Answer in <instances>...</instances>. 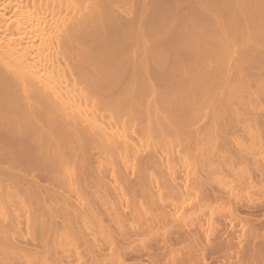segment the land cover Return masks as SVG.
Listing matches in <instances>:
<instances>
[{"label": "bare ground", "instance_id": "6f19581e", "mask_svg": "<svg viewBox=\"0 0 264 264\" xmlns=\"http://www.w3.org/2000/svg\"><path fill=\"white\" fill-rule=\"evenodd\" d=\"M138 1L139 0H136V1L135 0H0V129H1L0 132L2 131V129H5V130H7L6 132H9L10 134L11 133H13V134L15 133L16 135H14V136H19V137H17L18 139L20 138V136L23 137V135L28 136L30 138H33V141L36 144L35 146H37V148L35 150L37 152V154H38L37 156H40L41 158L43 157V159H44L43 161H45V162H49V161H46V160L54 159L56 161V163H58V165L60 164L59 166H61V164H63V167H64V163H66V160H67V163H68V159L72 158V161H73V159L76 162H77V160H80L79 164L81 166L82 165H87L88 166V164H84V162L87 163V161H86L87 158H89V156L92 157L94 155V157H97V158H93L94 160L99 158V160L103 161L105 163V165L106 164H108V166L110 165L109 167L106 166V167L110 168V174H109L111 176L110 183H108L109 180H108V182L104 180V177H106L104 173H103L104 177L102 178L100 171L95 170L94 172H96V173L94 174L91 171V169H89L95 175V177H94L95 180H93L95 182L93 183V185H92L93 187H91V188H93L92 190H94L96 192V195L97 194L99 195V193H101V192L105 195L106 200L108 202V206L110 208L109 210H111V213H113L111 215L114 216V218H112V216L109 215L110 213H107V214L112 218L113 222H114L113 219H115V221H117V223L119 225L117 228H119L120 226L123 227V228L124 227L126 228V226H125L126 223L125 222L127 221L125 219V217L123 216L124 214H122V212L120 213V209H121L120 208V204L122 203L123 200H124V203L129 202L127 204V206H129V205L132 206V203H133L132 208H131V206H129V209H131V210H129V209L128 210L131 212V215L138 220L137 221L136 219H134L132 217L133 218V223H134L135 226L137 225V229L139 231L141 225H142V227H144V224L146 223L145 222V218L142 216V214L143 215H145V214L142 212V209L139 208L138 205H136L134 203L136 201V199H134L135 200L134 202L132 201L133 199L131 200L132 202L128 201L129 198H133L134 197V196L133 197H131V196H132V194L135 193L136 190L134 189L135 191L132 190V191H134L133 193L131 192L132 194H128L129 192H127V191H128V189H131V188H130V185H128L129 182L125 181V180H127L126 179L127 175L125 176V174H127L129 166H131L132 170H133L134 166L138 164L137 162H139V160H140V163H141V160H142L141 165L140 166L138 165L139 169L142 168V167H144V168H146V167L150 168L151 167V169L154 171L153 175H151V176H153V178H154V175L156 176V178H154L156 180H154V181L155 182L156 181H160V182H158V185L155 184V182L153 181L154 182L153 184H155V186L158 187V189H156L155 191L159 193L160 192V188H161L160 184L162 183V180L158 179V178H160L159 175H158V178H157V174H160L159 171H158L160 169L159 168L160 167V162L163 163L164 160H167V163H168V159H171L173 157L172 151L170 150L171 145H170V148L167 149L168 147L165 144H163L167 148L165 149V147H164L165 151H162L163 149L160 148L162 144H160V147H159L158 146L159 143H158L157 140H159L158 139V135L162 133V131L159 132V129H158L159 125L162 124V125L165 126V125L170 123L169 120H168L169 123H167V124L164 123V122L167 121V120L163 121L164 120L163 118H164L165 114H164V116L161 115V117L163 116V118H162L163 122H162L161 118H160V113L163 114L165 109H170L171 106H169V105H171V103H173L176 100L173 101L171 99L172 101H170V98L168 99L167 96L164 95L166 97L165 98L164 96L159 95V93H158L159 90H158V92H157V90L155 91L156 88L153 86V84H151V82H150V84L147 83V86H146V82H145V79H146L145 77H147L149 74H151V73H149V72H151L150 71L151 69H153L154 73L157 74V72L160 71V70H163L164 68H162V67H164L166 65V61L168 60V58H167L168 56H167V53H165V52H167V50L165 48V44H163L166 51H162L161 43L164 42L163 40H167L168 41V39L165 38V36L168 33H170L168 35H171V33H173L174 36L176 34L177 35V40L179 42L177 44L179 49H180L179 52H182V53L185 52V54L187 56L189 55L191 60H192L191 63H190L189 62L190 58H189L188 62L190 63V65L188 66V64H187L188 62H185L187 60L184 61V58L182 59L181 57H178L179 60L181 58V60L184 61L185 64H187V66H185V68L188 67L187 68L188 72H191L192 74L194 72V74H193L194 78L192 79L193 81L192 80L190 81V79H187V83L190 81L189 82L190 84L188 85V87L190 86L189 88H191L193 93H195L197 91L198 85H200L201 87H206L208 79H209V76L213 73L214 74V77H213L214 87L217 90H218V88L221 89V91L224 92V97L219 102L214 103V102H212L213 97H212L211 93L208 92L207 96H206L207 100H205V101L208 102V104H209L208 106H210V109H213L214 111H217V112L218 111L221 112L223 109L224 110L225 109L229 110V108L232 109V107L230 106V99H231L230 89H231V87H229V85L226 83L227 73H228L227 71L228 70H226L227 66L222 65V64L226 60H228L227 58L225 60V57H227V55L229 53L227 51H229L230 49L233 50L235 53L239 54L238 56H236L237 58L234 57L236 59L233 60V58H232V60L235 63V68H238L240 66V64H242L244 62L250 61L254 54L258 55L261 58H264V0H150V2L148 1V5L140 3L141 0H140V2H138ZM134 3H137V7H135L136 9L133 8V9H135V11H134V13H132L131 8H132V5L133 6L135 5ZM138 3H140V5L142 4V6H140ZM130 13L133 14L132 17H129V15H131ZM169 47H171V46H168V48ZM174 47H176V46H174ZM164 48H163V50H164ZM174 50H175V48H174ZM231 50H230V53H231ZM135 51L137 52V54H136ZM170 51L172 52L173 50L171 49ZM175 52H176V50H175ZM230 53H229V55L232 54V53L231 54ZM179 55L183 56L184 54H179ZM235 55H237V54H235ZM187 59H188V57H187ZM194 61H195V64L193 63ZM232 63L233 62L231 61V64ZM192 64L194 65V68L189 70V67ZM212 64H215L213 69L211 68ZM232 65L234 66V64H232ZM175 66H174V68H172V70L174 69L177 72L179 70V68L175 69ZM172 70H171V72H172ZM182 73L183 74L180 73L181 76H179V77L182 78L183 76H185V77H183V79L184 78L186 79V75L184 74V72H182ZM153 75H155V74H153ZM239 79H240L241 83H243L248 78L245 77V76H239ZM261 79L260 80L264 82V80H263L264 77H261ZM123 80H127V82H128V84L125 85L124 87H122V85H120V84H122ZM249 80L250 79H248L247 81H249ZM144 82H145V84H144ZM171 82L173 83V81H171ZM182 82H183V80H182ZM185 82H184V84H186ZM250 82H251V80H250ZM253 82H256V81L252 80V82L249 85L253 84ZM172 83H170V84L172 85ZM142 84H144V85H142ZM244 84L246 85L247 83H244ZM263 85H262V88H264ZM175 88H177V87H175ZM181 88H182V86H181ZM146 90H148L150 92V94H149V92L147 91L148 94L151 95V99H149V101H148V98H144L145 96H148V94L144 95L145 93H147V92H145ZM161 92L164 94L163 91H160V93ZM156 94H158V96ZM173 96L176 99V95L174 94ZM160 97H163V99L165 98L164 99L165 101H163V99L160 98ZM179 97H178V99H179ZM144 99L147 100L148 102H145ZM168 100H169V103H167L168 105H165L164 103L168 102ZM179 100H177L178 103H179ZM182 100H180V102L183 103V106L180 103L178 104L179 106L181 105L180 107H182V108L177 106V103H176V105L172 104V106H174L175 108L179 107L178 110L179 109H186V106L188 107V104L184 103L185 101L184 100L182 101ZM241 103L243 104L244 102L243 101L240 102L233 109H237V111H238V109H247V108H249V106L245 107L247 105L244 106ZM204 104L205 105L203 106L204 107L203 109H206L208 107L207 106L205 108L207 103H204ZM238 106H240V107H238ZM172 109H173V107H172ZM256 109H258V107ZM186 110H188V109H186ZM189 110H188V114H189ZM143 111H145L146 115L144 113H142ZM162 111H163V113H162ZM140 113H142V114H140ZM171 113H173L172 110H171ZM182 113L184 115L186 113V111H185V113L183 111L180 112V116H181ZM241 113H242V111H241ZM134 114H137L138 116L137 115L136 116L139 117V119L141 118V116H139V114L142 115V116L143 115L146 116L145 118L142 117L141 119L142 120H144V119L146 120L147 119V122L149 123V126H148L149 128L148 129L150 130V127L152 129V130H150V134H149V132L146 133L147 134L146 138L144 137L145 135H143V137L145 139L139 133L143 129L138 128L139 126L135 125L136 121H137V123L139 125L141 123V119H140V122H138L139 121V120H137L138 118L136 119V118L132 117ZM169 114H170V112H169ZM169 114L166 113V119H169L171 117V116H169ZM186 116L184 115V117H186ZM192 116L193 115H191V117ZM247 116H249L248 113H247ZM181 117H183V116H181ZM128 118L132 119L133 121L131 120L129 122ZM177 118H179V116ZM152 120H153L154 124L156 125L155 126L156 128L153 127L154 126L153 123H152L153 126H150ZM189 120H190V118H189ZM160 121H161V123H160ZM131 122L134 123L135 127H134V125H130ZM143 122L141 124L144 125L146 121H143ZM178 123H180V121ZM246 123H247V121H246ZM186 124H187V122H186ZM162 125H161V127H162ZM136 126H137L138 129H140V130H137V132L135 131ZM144 126H146V125H144ZM144 126L142 128H144ZM169 126H170V124H169ZM165 127H167V126H165ZM153 128L155 129L154 132H156L155 135H154V132H153V130H154ZM182 129H183V127H182ZM185 129L186 128H184V131H185ZM173 130H175V129H172L171 131H173ZM151 131H152L153 134L151 133ZM178 131L179 130L177 129L176 132H178ZM145 132L146 131H144L142 133H145ZM168 133H166V134H168ZM13 134H12V136H13ZM4 135H6V134H4ZM175 135H178V134L176 133V134H174V136ZM180 136L182 138V135H180ZM180 136H175V137H177V138H175V140H177ZM184 136H186V135H184ZM2 137H4V136H2ZM28 137H25V138L27 139ZM168 137L170 138V136H168ZM4 138H6V137H4ZM240 138H241V136H240ZM223 139H225V138H223ZM230 139H232V137ZM13 140H11V141H13ZM22 140H23V138H22ZM179 140L180 139H178L177 141H179ZM220 140H221V138H220ZM254 140H255V138H254ZM15 141H13V142H15ZM19 141H20V139H19ZM19 141H16V143H13V144H18L17 142H19ZM194 141H193V143L196 144V142H194ZM25 143H27V142H25ZM179 143H180V141H179ZM193 143H192V145H194ZM220 143L221 142H219V144ZM238 143H240V142H238ZM22 144H24V142ZM22 144H20V145H22ZM181 146H182V144H181ZM145 147H146L145 150H147V151L143 150ZM179 147L180 146L177 145L178 149H179ZM227 147L229 148V146H226V148ZM184 148H185V146H184ZM257 148H259V147H257ZM27 149H24V150L26 151ZM241 149H243V148L241 147ZM143 151H145L147 153H144ZM229 151H231V150H229ZM263 151H264V149H263ZM248 152H249V150H248ZM259 152H261V151L259 150ZM176 153H177V151H176ZM230 153H232V151ZM234 153L235 152H233V154ZM1 155L2 154H0V158L4 156V155L3 156H1ZM28 155H29V153H28ZM31 155L32 154H30V156ZM140 156H143L142 157L143 159H141ZM180 156H181V154H179V160L181 161V157L182 156L181 157ZM253 157H255V156H253ZM4 158H5V156H4ZM4 158L2 159L1 162H3L5 160ZM188 158H190V157H188ZM192 158H193V156H192ZM230 158L232 159V157H230ZM237 158H240V157H237ZM32 159H33V156H32ZM8 160H5V161L7 162ZM235 160H237V159H235ZM255 160H258V158L255 159ZM33 161H35V160H33ZM43 161H41V162H43ZM6 162L3 163V164L0 163V164H2V165L6 164L7 165L8 163H12V161H10L8 163H6ZM22 162H24V161H22ZM76 162H74V163H76ZM173 162H172V164H173ZM185 162H187V161H185ZM189 162H188V164H189ZM199 162H201V161H199ZM14 163H16V162H14ZM175 163L177 164L178 162L175 161ZM201 163H203V165H204L203 161ZM71 164H73V163H71ZM169 164H170V161H169ZM226 164H227V162H226ZM16 165H17V163H16ZM36 165H38V164H36ZM41 165H43V164H41ZM105 165H104V167H105ZM11 166L13 167L14 165H11ZM87 166H85V167L87 168ZM166 166H167V164H166ZM170 166L171 165L167 166L168 168L166 170L169 172L170 175H172L170 173V172H172V170H170V171L168 170V169H171ZM231 166H232V164H231ZM2 167H3V169L4 168L6 169V167H4V166H1L0 168L2 169ZM91 167H92V165H91ZM101 167H103V166H101ZM252 167H254V166H252ZM13 168L15 169V166ZM161 168H162V166H161ZM218 168H219V166H218ZM3 169H2V171H3ZM23 169H24V167H23ZM43 169H44V167H43ZM219 169H221V168H219ZM258 169L259 168H257V170ZM31 170H33V168ZM93 170H94V168H93ZM106 170H107V168H106ZM188 170H187V172H188ZM243 170H246V169L242 168V171ZM12 171L14 172L13 169H12ZM143 171L144 172H141V170L138 171L140 173V177H142L143 179L141 178L142 179L141 180L139 178L138 179V183L136 182L140 186L135 184L136 186H138V187H136V189L138 190L137 193L138 194L139 193L142 194L141 195L142 196L141 199L142 198L143 199H146V198L151 199L153 197V195H155L154 189H152L153 186L150 187V185H149V181H150V179L152 177L148 175L147 176L148 178H146L147 173L144 174L146 170L143 169ZM167 171H164V173L167 172ZM254 171H256V170L254 169ZM39 172H42V171H39ZM86 172H88V171H86ZM162 172H163V170H162ZM162 172H161V174H162ZM177 172H179V171H177ZM183 172H185V171H183ZM260 172L262 174L263 171L261 170ZM105 173H107V172L105 171ZM134 173L135 172H133V174ZM142 173L145 176H143ZM238 173H240V172H238ZM250 173H251V171H250ZM3 174L6 175V173H4V171H3ZM29 174H30V171H29ZM32 174H33V172H32ZM148 174H149V172H148ZM181 174H182V172H181ZM12 175H11V177H12ZM186 175H187V173H186ZM200 175H202V174L200 173ZM224 175H226V174H224ZM252 175L251 176L249 175V176L252 177ZM3 176H1V177H3ZM82 176H83V173H82ZM164 176H165V174H164ZM199 176H197V177H199ZM5 177H7V176H5ZM9 177H8V179H9ZM149 177H150V179H149ZM202 177H203V175H202ZM15 178L13 180H16ZM54 178H56V177H54ZM174 178H176V177H174ZM208 178H210V177H208ZM260 178H262V177H260ZM35 179H36V177H35ZM35 179H33V180H35ZM41 179H43V177ZM167 179H168V177H167ZM201 180H203V178ZM219 180H221V179H219ZM139 181H140V183H139ZM186 181H188V180L186 179ZM193 181L195 182L194 179H193ZM197 181H199V180H197ZM9 182H8V184H9ZM188 182L189 183H193V182H190V181H188ZM207 182H209V181H207ZM125 183L128 185V187L125 185ZM219 183H220V181H219ZM1 184H2V182H1ZM10 184H12V183H10ZM23 184H26V182H23ZM91 184H92V182H91ZM171 184H172V187H173V189L171 190V195H173L174 198H177V199L180 198L182 194H180L181 193L179 191L180 189H178L179 185L175 186L174 183H171ZM54 185H55V183H54ZM206 185H208V184H206ZM210 185H212V184H210ZM125 186H126V188H128V189L125 188L127 194L125 193V190H124ZM190 186H192V185H190ZM14 187H16V186L14 185L13 188ZM18 187H19V185H18ZM38 187H36V188L38 189ZM28 188H30V187H28ZM31 188H33V187H31ZM57 188H58V186H57ZM187 188H188V186H187ZM187 188H185V189H187ZM193 188H195V187H193ZM9 189H11V188L9 187ZM17 189H20V187L17 188ZM49 189H50V187H49ZM204 189H206V188H204ZM256 189H257V187H256ZM260 189H261V187H260ZM22 190L21 191H17L16 190V191L17 192H25L26 191L25 189H22ZM34 190H35V187H34ZM167 190H169V189H167ZM251 190H252V188H251ZM70 191H72V190L70 189ZM94 191H93V193H94ZM222 191H223V189H222ZM227 191H229V190H227ZM240 191H242V190H240ZM240 191H238V192H240ZM97 192H99V193H97ZM188 192L186 194H188ZM210 192H212V191H210ZM215 193H217V192L215 191ZM4 194H2L3 197H4ZM138 194L135 196V198H137ZM98 195H97V197H98ZM128 195L129 196L131 195V196L128 198L127 197ZM90 196H91V194H90ZM94 196H95V194H94ZM173 196H172V198H173ZM201 196H202V194H201ZM238 196H240V195H238ZM62 197H63V195H62ZM252 197H251V199H254ZM138 198H139V196H138ZM154 198L155 197H153L152 199H154ZM238 198H240V197H238ZM149 199H148V202L152 200V199L151 200H149ZM164 200H165V198H164ZM161 201H163V200H161ZM73 202H75V201H73ZM97 202H99V201H97ZM97 202H96V204H97ZM146 202H145V204H146ZM153 202H155V201H153ZM153 202H149V203H151L152 205L158 203V202L157 203H153ZM173 202H174V200H173ZM176 202H178V201H176ZM220 202L221 201H219V203ZM105 203H106V201H105ZM209 203L210 202L208 200V204ZM212 203L214 204V202H212ZM192 204H194V202ZM217 204H218V202H217ZM142 205H144V204H142ZM165 205H166V203H165ZM183 205H185V204H183ZM195 205H194V207H195ZM210 206H209V208H211ZM157 207L154 206L153 208L156 209ZM194 207H192V208H194ZM144 208H145V206H144ZM144 208H143V210H144ZM197 208H198V206H197ZM202 208H205V210H206V207H202ZM158 209H160V208H158ZM194 210H195V208H194ZM197 210L198 209H196V211ZM213 210H214V208H213ZM234 210H236V208ZM149 211H147V212L145 211V212L148 213ZM157 211L158 210H156L155 213ZM161 211H163V210H161ZM192 211L193 210H191V212ZM4 212H3V214H4ZM184 212H183V215H185ZM233 212L235 213L236 211H233ZM99 213H102V212L100 211ZM151 213L152 212H150V214H148V215H151ZM158 213L159 212H157V214ZM160 213H162V212H160ZM160 213H159L160 218L158 217L159 215L156 214L157 215L156 216L154 214V216H156L155 217L156 218V222L158 221V219H161V217L164 216L163 214L161 215ZM167 213H168V211H167ZM18 215L21 218V215L20 214H18ZM100 215H102V214H100ZM127 215L131 216V215L128 214V212H127ZM230 215L232 216V218H230V219H233L231 221H234V223H235V225H234V223H232L234 226L230 225L231 229L235 228V232L234 233L238 232L237 234H240V237L242 238V234L240 232H242V230H243V233H245L244 232L245 225L243 224L244 221L242 222L241 219H238V217H237L238 215H235V214L232 215V213ZM95 216H98V215L96 214ZM105 216H102V218H104ZM1 217H5V216H1ZM34 217L37 218L35 215H34ZM40 217H42V216H40ZM147 217L149 218V216H147ZM167 217H168V215H167ZM186 217H188V216H186ZM25 218L28 219V217H25ZM67 218H70V217L68 216ZM93 218H94V216H93ZM181 218L183 219L184 217L181 216ZM181 218H178L177 220H179ZM197 218H199V217H197ZM58 219L60 220V218H58ZM127 219H128V217H127ZM151 219H153V218H151ZM101 220H103V219H101ZM153 220H151V223H153ZM135 221L138 222L139 224L136 223ZM162 221L163 220H161V222ZM173 221H175V220H171L169 222H172L174 224L175 222H173ZM104 222H106V221L104 220ZM108 222L109 221H107V223ZM4 223H6V221ZM55 223H56V221H55ZM91 223H94V222H91ZM98 223L101 224L102 221H101V223H100V221H98ZM117 223H115V224H117ZM131 223L132 222H130V224ZM172 223H171V225H172ZM176 223H178V222H176ZM191 223L193 224V222H191ZM205 223H206V221H205ZM211 223L212 222L210 221V223H209L210 227L212 225ZM215 223H217V222H215ZM218 224H220V223H218ZM59 225H61V224H59ZM97 225L95 224L93 227H95ZM131 225H129V226H131ZM160 225H162V224H160ZM152 226L155 227L154 225H152ZM165 226H167V225H165ZM142 227H141V229H142ZM158 227H160V226H158ZM202 227H203V225H202ZM205 227H208V226H205ZM129 228L132 229L133 227L132 228L129 227ZM163 228H164V226H163ZM219 228H221V227H219ZM8 229H10V228L8 227ZM101 229L102 228L100 227V230ZM105 229H107V228H105ZM109 229L110 228L108 227L107 230H109ZM204 229H206V228H204ZM215 229H214V231L218 230V229L217 230H215ZM236 229H237V231H236ZM68 230H70V229H68ZM74 230H76V229H73V231ZM189 230L191 232V229H189ZM196 230H198V229H196ZM207 230L208 229H206V231ZM93 231H94V229H93ZM155 231H157V230H155ZM212 231L210 233H212ZM69 232H71V231H69ZM192 232L191 233L193 235H191V236H195L197 231L195 232L193 230ZM57 233H58V231H57ZM63 233H61L62 236H64ZM78 233H80V232H78ZM124 233H125V231H124ZM137 233H139V232H137ZM213 233H215V232H213ZM227 233H228V231H227ZM54 234H56V233H54ZM108 234L109 233H107V234L105 233V235L108 236V238H109V236L112 234V232L110 231V235H108ZM56 235H58V234H56ZM124 235L125 234L122 235V238H123ZM130 235H132V234H130ZM139 235H141V234H139ZM69 236H71V234H69ZM119 236H120V233H119ZM125 236H124V238H125ZM197 236H198V233H197V235L195 237H197ZM224 236H226V235L224 234ZM231 236H233V235H230V237ZM28 237H29V235H28ZM28 237H27V239H29ZM74 237H75V235H74ZM112 237H114V235ZM112 237L109 238L110 241H111V242H109L110 246L111 245L113 246V242H114L113 240L115 238H117L118 235L115 236V238L113 240H112ZM195 237H193V238L195 239ZM206 237L210 238L209 236H206ZM35 238H33V239H35ZM81 238H80V240H82ZM97 238L98 237H96V239ZM108 238H107V240H109ZM208 238H207V241H208ZM17 239H18V237H17ZM73 239L75 240V238H73ZM133 239L134 238H132L131 240L133 241ZM188 239H190V238L188 237ZM204 239H206V238H204ZM76 240H78V239H76ZM107 240H105V241H107ZM230 240H232V239H230ZM238 240H240V239H237V242H238ZM8 241L9 240H7V242ZM225 241H227V240H225ZM16 242H18V241H16ZM19 242H21V241H19ZM94 242H97V240L94 241ZM99 242H101V240ZM102 242H101V244L103 245ZM230 242L231 241H229V244H230ZM29 243L30 242H28V244ZM105 243L106 242H104V245H105ZM115 243L118 244V242H115ZM210 243H212V242H210ZM231 243H233V242H231ZM234 243L230 244V246H232V245L236 246L237 245L236 242H234ZM240 243H242V241ZM23 244L25 245V243H23ZM30 244H29V246L32 245V244L31 245ZM76 244H77V242H76ZM193 244L195 245V243H193ZM212 244H209L210 247H211L210 249H212L215 246V245L212 246ZM35 245H37V247H38L37 243H35ZM70 245H73V244H70ZM77 245L79 246L80 244H77ZM197 245L198 244H196V246ZM202 245H204V244H202ZM216 245H218V244L216 243ZM26 246H27V244H26ZM80 246L82 247L84 245H80ZM118 246H119V244H118ZM198 246H197V248H198ZM204 246H203V248H205ZM7 247H8V245H7ZM94 247H96V246H93V248ZM165 247H167V246H165ZM207 247H208V245H207ZM228 247H229V245H228ZM45 248H47L45 254H48L47 250H48L49 247H45ZM101 248H103V247H101ZM119 248L122 249V245ZM195 248H194V250H195ZM201 248L202 247H200L199 250L201 252L200 256L202 255V257L201 258H200V256H198V257H199V259L202 260V261L200 260L202 262V264H204L206 262L207 257L203 258L202 252H204L203 251L204 249L202 248L203 250L201 251ZM237 248H240V247H237ZM22 249L25 251V248H22ZM123 249H124V247H123ZM125 249H127V248L125 247ZM150 249H149V251H150ZM234 249H236V247H234ZM2 250H3V248H2ZM18 250H19V248H18ZM18 250L14 246H12V248H11V251L14 252V254L16 255L15 257L18 256L17 253L21 252L20 250L19 251ZM27 250H30V251H27ZM31 250H33V249H26V252L29 253V252H31ZM79 250H81V249H79ZM99 250L101 251V249H99ZM199 250H196V251H199ZM240 250L241 249H238V251H240ZM50 251H49V253H51V254L54 253V252H50ZM100 251H99V253H101ZM110 251H113V248ZM196 251H194V252H196ZM0 252L2 254V251H0ZM3 252H5V251H3ZM116 252L118 253L119 251H116ZM116 252L111 254V256L114 255ZM208 252H207V255H208ZM229 252H230V250H229ZM5 253H7V251ZM33 253L35 254V251ZM255 253H257V252H255ZM191 254L193 255V253H191ZM97 255L99 256V254H97ZM125 255H126V253L124 254V256ZM137 255H136V258L140 259L139 257H137ZM187 255H185V256H187ZM192 255H189V256H192ZM204 255H205V253H204ZM238 255H241V254H238ZM10 256H11V254H10ZM10 256L8 255L7 259ZM22 256L23 255H21L20 257H22ZM34 256L36 257L37 255L35 254ZM49 256H47V257H49ZM70 256H71V254H70ZM256 256L258 257V255H256ZM3 257H5V255ZM3 257H0V258H3ZM55 257H56V255L54 256V258ZM57 257H59V255ZM118 257H119V255H118ZM122 257H123V255H122ZM183 257L184 256H182V258ZM195 257H196L195 259L198 258L197 256H195ZM229 257H230V255H229ZM237 257H240V256H237ZM22 258H24V257H22ZM71 258H72V256H71ZM119 258H121V257H119ZM5 259H6V257H5ZM36 259H38V257ZM190 259H192V258H190ZM3 260H4V258H3ZM3 260H1V261H3ZM11 260H13V259H11ZM38 261L40 262V260H38ZM171 261L172 260H170V262ZM210 261H212V260H210ZM237 261H238V259H237ZM16 262H17V260H16ZM47 262H48V259H47ZM55 262H57V261H55ZM208 262L209 261H207L206 263L208 264ZM106 263L108 264V262H106ZM185 263H187V262H185ZM244 263L241 262V264H244ZM122 264H123V262H122ZM212 264H214V262ZM215 264H217V263H215ZM236 264H238V263H236Z\"/></svg>", "mask_w": 264, "mask_h": 264}, {"label": "rangeland", "instance_id": "374dc122", "mask_svg": "<svg viewBox=\"0 0 264 264\" xmlns=\"http://www.w3.org/2000/svg\"><path fill=\"white\" fill-rule=\"evenodd\" d=\"M136 1V0H135ZM148 1L150 2V0H140L138 2L142 3V4H145V5H148ZM133 3V2H132ZM140 3H138L140 5ZM147 3V4H146ZM135 5L133 6L132 5V13H134L135 11V7H137V3H134ZM142 4L140 6H142ZM144 6V5H143ZM135 8V9H133ZM131 12V11H130ZM130 13L131 15H129V17H132L133 14ZM173 31V30H172ZM170 34V33H168ZM166 35L165 38L168 39L167 40H163L164 42L161 43V49L162 51H166L165 53H167V58L168 60L166 61V65L162 68H164L163 70H160L156 73H154L153 69H151L149 74L147 77H145V82H146V86H147V83L150 84H153V86L156 88L155 91L159 90V95L161 96H167V98L169 99L170 98V101H174V100H184L186 104H188V107L186 106V109H190L189 110V114H188V110L186 109H179L178 108L182 105L183 106V103L180 102L179 100V103L181 104L180 106L178 105V101H174L173 103H171V108L170 109H165L164 110V113L162 111L163 114L160 113V118H161V121H169L167 122H164V123H169L165 126L160 124L159 125V132L162 131L161 134H157L158 135V143H159V147H160V144L161 147L163 150L162 151H165L164 150V147L165 149H169L170 148V145H171V148L170 150L172 151V154H173V157L171 159H168V163H167V160H164L163 163L160 162V169L158 170L160 174H157V178H158V175L160 178H158L159 180H162V183L160 184L161 188H160V192H156L155 190L158 189L157 186H155V184L158 185V182L160 181H154L156 179V176L154 175V178L153 176V170L151 169V167H142L145 171L144 174L147 173L146 175V178H148L147 176H151L152 180L150 179L149 181V185L150 187H152V189H154V192H155V195H153V197H155L154 199H152L153 202L151 199L149 198H146V199H141V193H137L138 190L136 189V187L140 186L138 183V179L142 178L140 177V173L138 171L141 170V172H144L142 168L139 169L138 165L140 166L141 163H142V160H141V163H140V160L139 162H137L138 164L134 166L133 170H132V167L129 166L128 168V172L127 174H125V176L127 175L125 181L129 182L128 185H130V188L131 189H128L126 188V186L128 187V185L125 183V187H124V190H125V193L127 194V192H129L128 194H132L135 190V195L132 194L131 197L133 198H129L130 196L128 195L127 197L129 198L128 201L130 202H134L136 199V201L134 202L136 205H138L139 208L142 209V212L145 214L142 216L145 218V224H144V227H140V230L138 231L137 229V225L135 226L134 223H133V216L131 215V212L129 210V206H127V204L129 202H126L124 203V200L122 201V203L120 204V213L122 212V214H124L123 216L125 217V219L128 221H126V228L124 227H119L117 228L119 225L117 223V221L114 220L115 224L113 221H112V218H114V216H112L111 214V210H109V206H108V202L106 200V197L105 195L101 192H97L99 193L98 197L96 195V192L94 190H92L93 187V183L95 181V173L94 172L95 170H98L101 172V177L103 178L104 174L105 176L107 177H104V180L110 183L111 181V176L109 175L110 174V168H108V164L105 165V163L101 160L96 159L94 160L93 158H97V157H94V155L92 157L89 156V158H87V163L84 162V164H88L87 165H80V160H77V162L73 159L72 161V158L68 159V163H67V160H66V163H64V167H63V164H61V166L58 165V163H56V161L54 159H51V160H46V161H49V162H45L43 161V157L41 158L40 156H37V152L35 151L37 146H35L36 144L34 143L33 141V138H30L28 136H25L23 135L20 136V141L17 137L19 136H14L16 135L15 133H9V132H6L7 130L5 129H2V131L0 132V154H2L1 156H4L0 158V163H5L6 161L5 160H8L6 163L12 161V163H8L6 166L5 165H2L0 164V167L1 166H4L6 167V169L2 167L4 173L3 174V171L2 169L0 168V251H2V254L0 252V257H3L5 255L4 260L3 258H0V264H107L106 262H108V264H171L173 261L172 264H202V260L199 259L198 256H200V247L203 248V246L205 248H201V251L203 250L204 252H202L203 254V258H206V262H208V264H212L214 262L217 263V264H241L244 263V264H264V88H262V85L264 84L263 81H261V77H264V58H261L259 57L258 55L254 54L253 57L251 58L250 61L248 62H244L242 64H240V66L238 68H235V63H234V59H236L239 54L238 53H235L233 50H231V53H230V50L227 51L229 52L231 55H228L227 54V57H225V60L226 58L228 60H226L222 65H225L227 66L226 70H228L227 72V79H226V83L229 85V87H231L230 89V95H231V99H230V106L232 107V109L229 108V110L227 109H223L221 112H217V111H214L213 109H210V106H208V102H206L205 100L206 99V96H207V93H211L213 99H212V102L216 103V102H219L221 99H223L224 97V92L221 91V89L218 88V90L214 87V82H213V77H214V74L212 73L210 76H209V79H208V82H207V85L206 87H201L200 85H198V89L195 93H193V91L191 90V88L188 87V85L190 84L189 82L194 78V72L193 74L191 72H188L187 71V68H185V66H188L190 65L191 63V58L190 56L186 55L185 52H179L180 49L178 47V40H177V35L173 33H171V35ZM167 43V44H166ZM170 45H169V44ZM172 43V44H171ZM165 44V48H164V45ZM167 45V46H166ZM173 45V46H172ZM168 46H171L168 48ZM176 46V47H174ZM164 48V50H163ZM176 52H175V50ZM173 50L172 52L170 50ZM136 52V51H135ZM137 54V52H136ZM174 54V55H173ZM178 56H177V55ZM179 54H184L183 56L179 55ZM237 54V55H235ZM177 57V58H176ZM178 57H181L182 59L184 58V61L185 62H188L189 61V58H190V63L188 62L187 64H185L184 61L179 60ZM188 57V59H187ZM229 57V58H228ZM236 57V58H234ZM170 58V59H169ZM233 58V60H232ZM193 59V58H192ZM175 63H174V62ZM231 61L233 62L232 64H234V66L231 64ZM195 64V61L193 62ZM176 65V66H175ZM178 65V66H177ZM215 64H212L211 65V68L213 69ZM175 66V69L176 68H179V72L181 74H183L182 72H184V74L186 75V79L183 77H179L181 76L180 73L177 71H175L174 69L172 70V68H174ZM161 68V69H162ZM194 68V65L192 64L190 67H189V70L193 69ZM172 72H171V70ZM153 71V72H152ZM162 71V72H161ZM155 75H153V74ZM161 73V74H160ZM178 74V75H177ZM178 76V77H177ZM239 76H245L247 77L248 79L252 80L253 81H256V82H253V84L249 85L251 82L250 80L249 81H244L243 83H241L240 79H239ZM177 79H176V78ZM188 77V78H187ZM181 78V79H180ZM150 79V80H149ZM175 79V80H174ZM187 79H190V81L187 83ZM261 79V80H260ZM144 80V79H143ZM170 80V81H169ZM183 80V82H182ZM186 82H185V81ZM264 80V79H263ZM149 81V82H148ZM173 81V83L171 82ZM181 81V82H180ZM193 81V80H192ZM144 82V84H145ZM184 82L186 84H184ZM172 83V85L170 84ZM183 83V84H182ZM244 83H247L246 85ZM256 83V84H255ZM262 83V84H261ZM128 82L127 80H123L122 84V87H124L125 85H127ZM142 84V85H144ZM182 84V85H181ZM243 84V85H242ZM245 85V86H244ZM248 85V86H247ZM256 85V86H255ZM182 86V88H181ZM177 87V88H175ZM264 87V85H263ZM179 88V89H178ZM148 90H146L145 92H147ZM160 91H163L164 94ZM149 92V91H148ZM145 93L144 95H147L148 94ZM166 93V94H165ZM150 94V92H149ZM148 96H145L144 98H148V101L149 99H151V95ZM176 95V99L173 95ZM158 96V94H156ZM180 97H179V96ZM164 96V97H165ZM179 97V99H178ZM157 98V97H156ZM155 98V99H156ZM163 99V97H160ZM166 98V97H165ZM164 98V99H165ZM158 99V98H157ZM163 99V101H165ZM172 99V100H171ZM145 100V99H144ZM143 100V101H144ZM167 100V99H166ZM182 100V101H183ZM147 100H145V102H148ZM159 101V100H158ZM205 101V102H204ZM244 102L242 105H247L245 107H248L247 109H233L235 108L240 102ZM162 102V101H161ZM163 103V102H162ZM167 103H169V100L168 102L164 103L165 105H168ZM177 103V106H179L178 108H175L174 106H172V104L176 105ZM204 103H207L205 108L206 109H203L204 107ZM185 104V105H186ZM241 105V106H242ZM258 109H256L257 107ZM261 106V107H260ZM173 107V109H172ZM185 107V106H184ZM183 107V108H184ZM240 107V106H238ZM182 108V107H180ZM243 108V107H242ZM252 108V109H251ZM255 108V109H254ZM171 110L173 113H171ZM185 113L184 114L186 117H184L183 113L181 114V117L180 116V112L182 111ZM211 110V111H210ZM251 110V111H250ZM213 111V112H212ZM242 111V113H241ZM255 111V112H254ZM170 112V114H169ZM139 113V112H138ZM137 113V114H138ZM142 113H145V111H143ZM140 113V114H142ZM166 113L169 114V116H171L169 119H166ZM222 113V114H221ZM247 113L249 116H247ZM137 114H134L132 117L134 118H138L137 120H139L138 122H140V119L143 117L145 118L146 116H142L139 114V116H141V118L139 119V117H137L138 115ZM165 114V116H164ZM177 114V115H176ZM193 115L191 117V115ZM137 115V116H136ZM161 115L163 116L161 117ZM173 115V116H172ZM190 115V116H189ZM179 116V118L177 117ZM244 116V117H243ZM130 117V116H129ZM176 117V118H175ZM131 118V117H130ZM133 118V119H134ZM163 118V119H162ZM174 120H173V119ZM190 118V120H189ZM194 120H193V119ZM129 119V118H128ZM215 119V120H214ZM132 119H129V122L131 121ZM178 120V121H177ZM186 120V121H185ZM133 121V120H132ZM143 121H146L144 125L141 124ZM160 121V123H161ZM162 121V122H163ZM180 121V123H178ZM183 121V122H182ZM247 121V123H246ZM135 122V121H134ZM173 124H172V123ZM187 122V124H186ZM133 122H131L130 125H134V123L132 124ZM137 123V121H136ZM135 125L139 126L138 128H141L143 129L144 131H146L145 133H142L144 132L143 130H141L139 133L140 135L143 137V135H145L144 137L146 138L147 137V132H149L150 134V130L151 127H150V130L148 129L149 127V123L147 122V119L145 120H142L141 119V123L138 125V123ZM144 123V122H143ZM153 123V125H152ZM163 123V124H164ZM235 123V124H234ZM256 123V124H255ZM172 124V125H171ZM134 125V127H135ZM144 128H142L143 126ZM162 125V127H161ZM187 125V126H186ZM136 126L135 128V131L137 132V130H140L138 129ZM150 126H153L155 127L156 125L154 124L153 120L151 122V125ZM170 128H169V127ZM174 126V127H173ZM176 126V127H175ZM161 127V128H160ZM165 127V128H164ZM183 127V129H182ZM156 128V127H155ZM168 128V129H167ZM184 128L185 131H184ZM246 128V129H245ZM154 129V128H153ZM172 129H175L173 131H171ZM177 129L179 130L178 132ZM182 129V130H181ZM251 129V130H250ZM1 130V129H0ZM149 130V131H148ZM166 130V131H165ZM258 130V131H257ZM155 131V129L153 130V132ZM220 131V132H219ZM252 131V132H251ZM5 132V133H4ZM169 132V133H168ZM178 135H175V136H180L182 135V138L181 136L178 138L180 139V143L179 141L175 140V137L174 134L176 133ZM185 132V133H184ZM263 132V133H262ZM3 133V134H2ZM152 133V131H151ZM156 132H154V135H155ZM168 133V134H166ZM183 133V134H182ZM216 133V134H215ZM251 133V134H250ZM6 134V135H4ZM9 134V135H8ZM13 134V136H12ZM153 134V133H152ZM165 134V135H164ZM172 136H171V135ZM201 134V135H200ZM220 134V135H219ZM233 134V135H232ZM255 134V135H254ZM18 135V134H17ZM167 135V136H166ZM186 135V136H184ZM199 135V136H198ZM223 135V136H222ZM227 135V136H226ZM258 135V136H257ZM262 137H261V136ZM6 138H4V137ZM10 136V137H9ZM170 136V138L168 137ZM221 140H220V138ZM241 136V138H240ZM12 137V138H11ZM15 137V138H14ZM25 137H28L27 139ZM143 137V138H144ZM155 137V136H154ZM187 137V138H186ZM215 137V138H214ZM232 137V139H230ZM261 137V138H260ZM23 138V140H22ZM144 138V139H145ZM157 138V137H156ZM187 140H186V139ZM190 138V139H189ZM225 138V139H223ZM235 138V139H234ZM257 141H255L254 140ZM260 138V139H259ZM263 138V139H262ZM14 139V140H13ZM32 139V140H31ZM195 141H194V140ZM208 139V140H207ZM214 139V140H213ZM216 139V140H215ZM19 141L17 142L18 144H13V143H16L13 142V141ZM26 140V141H25ZM29 142H28V141ZM31 140V141H30ZM183 142H182V141ZM192 140V141H191ZM225 140V141H224ZM262 140V141H261ZM196 142L195 143H193ZM216 141V142H215ZM223 141V142H222ZM237 141V142H236ZM24 142V144H22ZM27 142V143H25ZM148 142V141H147ZM176 142V143H175ZM182 142V143H181ZM219 142H221L219 144ZM240 142V143H238ZM178 143V144H177ZM186 143V144H185ZM192 143L194 145H192ZM201 143V144H200ZM225 143V144H224ZM22 144V145H20ZM33 144V145H32ZM165 144V145H163ZM182 144V146H181ZM188 144V145H187ZM214 144V145H213ZM227 144V145H226ZM25 147H24V146ZM28 147H27V146ZM175 145V146H174ZM177 145L180 146L179 149L177 148ZM191 145V146H190ZM222 145V146H221ZM237 145V146H236ZM185 146V148H184ZM225 148H224V147ZM226 146H229V148ZM234 148H233V147ZM243 149H241V147ZM246 146V147H245ZM24 147V148H23ZM30 147V148H29ZM173 147V148H172ZM190 147V148H189ZM199 147V148H198ZM210 147V148H209ZM256 147V148H255ZM259 147V148H257ZM263 147V148H262ZM28 148V149H27ZM219 148V149H218ZM224 148V149H223ZM231 148V149H230ZM233 148V149H232ZM248 148V149H247ZM24 149H27L26 151ZM146 147L143 149L145 150ZM178 149V150H177ZM203 149V150H202ZM218 149V150H217ZM222 149V150H221ZM228 149V150H227ZM29 150V151H28ZM202 150V151H201ZM232 153H230L231 151ZM245 150V151H244ZM249 150V152H248ZM259 150L262 152H259ZM31 151V152H30ZM147 151V150H145ZM143 151L144 153H147ZM177 151V153H176ZM213 151V152H212ZM223 151V152H222ZM27 152V153H26ZM35 152V153H34ZM184 154H183V153ZM215 152V153H214ZM218 152V153H217ZM233 152H235L233 154ZM29 153V155H28ZM142 153V152H141ZM181 154V161L179 160V154ZM188 153V154H187ZM223 153V154H222ZM30 154H32L30 156ZM36 154V155H35ZM183 154V155H182ZM206 154V155H205ZM230 156H229V155ZM234 156H233V155ZM237 154V155H236ZM143 155V154H142ZM32 156H33V159H32ZM144 156V155H143ZM143 156H140L141 159H143L142 157ZM187 156V157H186ZM193 156V158H192ZM215 156V157H214ZM240 157V158H237V157ZM255 156V157H253ZM30 159H29V158ZM190 157V158H188ZM197 157V158H196ZM227 157V158H226ZM232 157V159L230 158ZM234 157V158H233ZM5 159L3 162L2 159ZM39 158V159H38ZM185 158V159H184ZM203 158V159H202ZM206 158V159H205ZM212 158V159H211ZM244 158V159H243ZM258 160H255L257 159ZM210 159V160H209ZM237 159V160H235ZM260 159V160H259ZM35 160V161H33ZM94 160V161H93ZM172 160V161H171ZM177 161L178 163L176 164L175 161ZM191 160V161H190ZM206 160V161H205ZM233 160V161H232ZM253 160V161H252ZM24 161V162H22ZM32 161V162H31ZM43 161V162H41ZM169 161H170V164H169ZM174 161V162H173ZM180 161V162H179ZM187 161V162H185ZM190 161V162H189ZM199 161H203L204 162V165L203 163L199 162ZM227 164H226V162ZM256 161V162H255ZM262 161V162H261ZM16 162V163H14ZM38 162V163H37ZM45 162V163H44ZM76 162V163H74ZM102 162V163H101ZM173 162V164H172ZM189 162V164H188ZM220 162V163H219ZM231 162V163H230ZM34 163V164H33ZM73 163V164H71ZM101 163V164H100ZM165 163V164H164ZM201 163V164H200ZM234 163V164H233ZM243 163V164H242ZM247 165H246V164ZM10 164V165H9ZM19 164V165H18ZM22 164V165H21ZM26 164V165H25ZM38 164V165H36ZM43 164V165H40ZM170 166L171 169H168L169 171L172 170V172H170L172 175L169 174V172L166 170L168 167L166 166ZM169 164V165H168ZM175 164V165H174ZM219 164V165H218ZM232 164V166H231ZM245 164V165H244ZM11 165H14L15 166V169L11 166ZM77 165V166H76ZM79 165V166H78ZM92 165V167H91ZM107 170H106V168ZM131 165V164H130ZM181 165V166H180ZM190 165V166H189ZM214 165V166H213ZM9 166V167H8ZM11 166V167H10ZM17 166V167H16ZM20 166V167H19ZM35 166V167H34ZM44 169H43V167ZM76 166V167H75ZM87 166V168L85 167ZM103 166V167H100ZM162 166V168H161ZM165 166V167H164ZM207 166V167H206ZM211 166V167H210ZM221 168L219 169L218 168ZM244 166V167H243ZM254 166V167H252ZM24 167V169H23ZM60 167V168H59ZM84 167V168H83ZM89 167V168H88ZM91 167V168H90ZM138 167V168H137ZM196 167V168H195ZM202 167V168H201ZM225 167V168H224ZM261 167V168H260ZM10 168V169H9ZM14 170V172L12 171V169ZM33 168V170H31ZM78 168V169H77ZM94 168V170H93ZM181 168V169H180ZM192 170H191V169ZM242 168L246 169V170H243L242 171ZM257 171H254V169ZM257 168H259L257 170ZM8 169V170H7ZM23 171H21V170ZM62 169V170H61ZM81 169V170H80ZM89 169H91V171L94 173H92ZM100 169V170H99ZM109 169V170H108ZM189 169V170H188ZM202 169V170H201ZM208 169V170H207ZM214 169V170H213ZM238 169V170H237ZM241 169V170H240ZM74 170V171H73ZM79 170V171H78ZM107 173H105V171ZM132 170V171H131ZM151 170V171H150ZM163 170V172H162ZM188 170V172H187ZM201 170V171H200ZM263 171L262 174L260 171ZM18 171V172H17ZM27 171V172H26ZM29 171H30V174H29ZM33 174H32V172ZM39 171H42V172H39ZM88 171V172H86ZM164 171H167L164 173ZM179 171V172H177ZM185 171V172H183ZM206 171V172H205ZM234 171V172H233ZM251 171V173H250ZM11 172V173H10ZM37 172V173H36ZM65 172V173H64ZM85 172V173H84ZM133 172H135L133 174ZM149 172V174H148ZM151 172V173H150ZM162 172V174H161ZM174 172V173H173ZM182 172V174H181ZM209 172V173H208ZM228 172V173H227ZM240 172V173H238ZM248 172V173H247ZM25 173V174H24ZM44 173V174H43ZM50 173V174H49ZM77 173V174H76ZM82 173H83V176H82ZM104 173V174H103ZM167 173V174H166ZM200 173L203 175H200ZM207 175H206V174ZM221 173V174H220ZM226 175H224V174ZM259 173V174H258ZM13 174V175H12ZM49 174V175H48ZM86 176H85V175ZM89 174V175H88ZM133 174V175H132ZM139 174V175H138ZM165 174V176H164ZM176 174V175H175ZM238 174V175H237ZM254 176H253V175ZM4 175V176H3ZM12 175V177H11ZM23 175V176H22ZM36 179H35V177ZM37 175V176H36ZM46 175V176H45ZM80 175V176H79ZM91 175V176H90ZM136 175V176H135ZM143 175V173H142ZM185 175V176H184ZM200 175V176H199ZM206 175V176H205ZM209 175V176H208ZM213 175V176H212ZM252 175V177L250 176ZM3 176V177H1ZM7 176V177H5ZM10 176V177H9ZM82 176V177H81ZM139 176V177H138ZM145 176V175H143ZM163 178H162V177ZM168 179H167V177ZM173 176V177H172ZM199 176V177H197ZM210 178H208V177ZM221 176V177H220ZM245 176V177H244ZM247 176V177H246ZM9 177V179H8ZM17 180H13L14 178ZM19 179H18V178ZM34 177V178H33ZM39 177V178H38ZM43 177V179H41ZM56 177V178H54ZM129 177V178H128ZM176 177V178H174ZM192 177V178H191ZM207 177V178H206ZM226 177V178H225ZM262 177V178H260ZM4 178V179H3ZM50 178V179H49ZM54 178V179H53ZM106 178V179H105ZM110 178V179H109ZM135 180H134V179ZM166 178V179H165ZM189 178V179H188ZM196 178V179H195ZM203 178V180H201ZM223 178V179H222ZM231 178V179H230ZM235 178V179H234ZM35 179V180H33ZM49 179V180H48ZM81 179V180H80ZM85 179V180H84ZM91 179V180H90ZM143 179V178H142ZM141 179V180H142ZM170 179V180H169ZM186 179L190 182H193V183H189L188 181H186ZM193 179L195 180V182L193 181ZM221 179V180H219ZM259 179V180H258ZM4 180V181H3ZM24 180V181H23ZM80 180V181H79ZM90 182H89V181ZM131 180V181H130ZM164 180V181H163ZM199 180V181H197ZM201 180V181H200ZM215 180V181H214ZM218 180V181H217ZM231 180V181H230ZM237 180V181H236ZM10 181V182H9ZM67 181V182H66ZM87 181V182H86ZM155 184H153L154 182ZM173 181V182H172ZM182 181V182H181ZM209 181V182H207ZM220 181V183H219ZM227 181V182H226ZM230 181V182H229ZM255 181V182H254ZM9 182V184H8ZM16 182V183H15ZM23 182H26V184H23ZM30 182V183H29ZM41 182V183H40ZM44 184H43V183ZM92 182V184H91ZM137 182V183H136ZM167 182V183H166ZM178 182V183H177ZM201 182V183H200ZM12 183V184H10ZM14 183V184H13ZM19 183V184H18ZM22 183V184H21ZM55 183V185H54ZM140 183V181H139ZM171 183H174L175 186H178V189H180L179 191L181 192L180 194L181 197L180 198H174L173 195H171V190L173 189L172 187V184ZM199 183V184H198ZM208 184V185H204V184ZM233 183V184H232ZM249 183V184H248ZM253 183V184H252ZM28 184V185H27ZM30 184V185H29ZM41 184V185H40ZM50 184V185H49ZM60 184V185H59ZM64 184V185H63ZM138 186H136V185ZM153 184V185H152ZM165 184V185H164ZM168 184V185H167ZM198 184V185H197ZM212 184V185H210ZM258 184V185H257ZM4 187H3V186ZM8 185V186H7ZM12 185V186H11ZM16 186L13 188V186ZM20 187V189H25L24 191L25 192H17V191H21L20 189H17ZM26 185V186H25ZM36 185V186H35ZM46 187H45V186ZM87 187H86V186ZM90 185V186H89ZM133 185V186H132ZM182 185V186H181ZM192 185V186H190ZM204 185V186H203ZM214 185V186H213ZM230 185V186H229ZM25 186V187H24ZM39 186V187H38ZM58 186V188H57ZM82 186V187H81ZM155 186V187H154ZM163 186V187H162ZM186 186V187H185ZM188 186V188H187ZM191 188H190V187ZM207 186V187H206ZM211 186V187H210ZM226 186V187H225ZM232 186V187H231ZM5 189H3V188ZM9 187L11 189H9ZM24 187V188H23ZM30 187V188H28ZM33 187V188H31ZM34 187H35V190H34ZM38 187V189L36 188ZM50 187V189H49ZM60 187V188H59ZM71 187V188H70ZM84 187V188H83ZM133 187V188H132ZM195 187V188H193ZM225 187V188H224ZM257 187V189H256ZM261 187V189H260ZM65 188V189H64ZM78 188V189H77ZM81 188V189H80ZM128 189V191L126 192V189ZM140 188V187H139ZM164 188V189H163ZM169 190H167V189ZM187 188V189H185ZM206 188V189H204ZM221 188V189H220ZM252 188V190H251ZM263 188V189H262ZM3 191H2V190ZM17 191H16V190ZM70 189L72 191H70ZM135 189V190H134ZM183 189V190H182ZM194 189V190H193ZM196 189V190H195ZM215 189V190H214ZM219 189V190H218ZM223 189V191H222ZM47 190V191H46ZM75 190V191H74ZM134 190V191H132ZM140 190V189H139ZM229 190V191H227ZM242 190V191H240ZM250 192H249V191ZM257 190V191H256ZM10 191V192H9ZM23 191V190H22ZM30 191V192H29ZM36 191V192H35ZM38 191V192H37ZM94 191V193H93ZM189 191V192H188ZM212 191V192H210ZM215 191L217 193H215ZM236 191V192H235ZM240 191V192H238ZM244 191V192H243ZM5 194H4V193ZM8 192V193H7ZM35 192V193H34ZM73 192V193H72ZM76 192V193H75ZM118 192V191H117ZM132 192V193H131ZM188 192V194H186ZM203 192V193H202ZM242 192V193H241ZM12 193V194H11ZM52 193V194H51ZM60 193V194H59ZM87 193V194H86ZM158 193V194H157ZM237 193V194H236ZM2 194H4V197L2 196ZM7 194V195H6ZM9 194V195H8ZM68 194V195H67ZM93 197H91L90 196ZM95 194V196H94ZM101 194V195H100ZM138 194L137 198H135V196ZM167 194V195H166ZM202 194V196H201ZM209 194V195H208ZM233 194V195H232ZM6 195V196H5ZM11 195V196H10ZM14 195V196H13ZM63 195V197H62ZM158 195V196H157ZM170 195V196H169ZM185 197H184V196ZM188 195V196H187ZM229 195V196H228ZM240 195V196H238ZM68 196V197H67ZM173 196V198H172ZM200 196V197H199ZM219 196V197H218ZM244 196V197H243ZM253 196V197H252ZM13 197V198H12ZM71 197V198H70ZM144 197V196H143ZM240 197V198H238ZM254 198V199H251ZM10 198V199H9ZM95 198V199H94ZM98 198V199H97ZM165 198V200H164ZM197 198V199H196ZM207 198V199H206ZM4 199V200H3ZM93 199V200H92ZM97 199V200H96ZM133 199V200H132ZM138 199V200H137ZM148 199L151 200L149 202H153V203H157V204H151L148 202ZM171 199V200H170ZM177 199V200H176ZM219 199V200H218ZM222 199V200H221ZM3 200V201H2ZM132 200V201H131ZM163 200V201H161ZM170 200V201H169ZM174 200V202H173ZM200 200V201H199ZM202 200V201H201ZM208 200L209 203L208 204ZM213 200V201H212ZM218 200V201H217ZM249 202H248V201ZM75 201V202H73ZM99 201V202H97ZM106 201V203H105ZM127 201V200H126ZM142 201V202H141ZM147 201V202H146ZM178 201V202H176ZM181 201V202H180ZM185 201V202H184ZM191 201V202H190ZM199 201V202H198ZM219 201H221L219 203ZM97 202V204H96ZM104 202V203H103ZM144 202V203H143ZM146 202V204H145ZM173 202V203H172ZM194 202V204H192ZM214 202V204L212 203ZM216 202V203H215ZM218 202V204H217ZM252 202V203H251ZM104 205H102V204ZM166 203V205H165ZM168 203V204H167ZM171 203V204H170ZM192 205H191V204ZM205 203V204H204ZM72 204V205H71ZM144 204V205H142ZM148 204V205H147ZM185 204V205H183ZM196 204V205H195ZM208 204V205H207ZM220 204V205H219ZM97 205V206H96ZM142 207H141V206ZM158 207H157V206ZM171 205V206H170ZM174 205V206H173ZM195 205V207H194ZM211 205V206H210ZM2 206V207H1ZM98 208H96V207ZM108 206V207H107ZM132 206H133V203H132ZM131 206V208H132ZM145 206V208H144ZM157 207L156 209L153 208V207ZM160 206V207H159ZM167 206V207H166ZM185 206V207H184ZM198 206V208H197ZM209 206L211 208H209ZM100 207V208H99ZM107 207V208H106ZM126 207V208H125ZM149 207V208H148ZM165 207V208H164ZM187 207V208H186ZM194 207V208H192ZM202 207H206V210L205 208H202ZM147 212L149 211L148 213H146L144 210ZM152 208V209H151ZM160 208V209H158ZM168 208V209H167ZM178 208V209H177ZM214 208V210H213ZM236 208V210H234ZM104 209V210H103ZM107 209V210H106ZM129 209V210H128ZM174 209V210H173ZM196 209H198L196 211ZM204 209V210H203ZM98 210V211H97ZM106 210V211H105ZM122 210V211H121ZM158 210L157 212H162L160 213L161 215L163 214L164 216L161 217V219H158V221L156 222V216L159 215V213L157 214V212L155 213V211ZM163 210V211H161ZM183 210V211H182ZM191 210H193L191 212ZM200 210V211H199ZM236 211L235 213L233 211ZM5 211V212H4ZM66 211V212H65ZM102 212V213H99V212ZM108 211V212H107ZM124 211V212H123ZM170 214H168L167 213ZM173 211V212H172ZM186 213H185V212ZM205 211V212H204ZM213 211V212H212ZM4 212V214H3ZM14 212V213H13ZM68 212V213H67ZM78 212V213H77ZM127 212L129 215L131 216H128L127 215ZM130 212V213H129ZM151 215H148L150 214ZM183 212L185 215H183ZM189 212V213H188ZM203 212V213H202ZM217 212V213H216ZM232 215H238V219H241V221L243 222V224L245 225V230L243 233V230L242 232H240L242 234V238L240 237V234H237L238 232L234 233L235 232V228L231 229V226L233 225L232 223H234V221H231L233 219H230L232 218V216L230 215L231 213ZM21 215V218L19 217L18 214ZM72 213V214H71ZM107 213H110L109 215L112 216V218L107 214ZM126 213V214H125ZM182 213V214H181ZM192 213V214H191ZM196 213V214H195ZM205 213V214H204ZM221 213V214H220ZM8 214V215H7ZM16 214V215H15ZM38 216H37V215ZM54 214V215H53ZM88 214V215H87ZM92 214V215H91ZM97 214L98 216H95ZM102 214V215H100ZM154 214L156 216H154ZM174 214V215H173ZM191 216H190V215ZM31 215V216H30ZM34 215L37 217L35 218ZM100 215V216H99ZM106 215V216H105ZM168 215V217H167ZM177 215V216H176ZM1 216H5V217H1ZM14 216V217H13ZM42 216V217H40ZM70 217V218H67V217ZM94 216V218H93ZM102 216H105L104 218H102ZM149 216V218L147 217ZM152 216V217H151ZM179 216V217H178ZM181 216H183L184 218L182 219ZM188 216V217H186ZM190 216V217H189ZM210 216V217H209ZM212 216V217H211ZM241 216V217H240ZM13 217V218H12ZM16 217V218H15ZM25 217H28L25 218ZM99 217V218H98ZM128 217V219H127ZM131 217V218H130ZM133 217V218H132ZM160 218V215L158 216ZM157 217V218H158ZM166 217V218H165ZM199 217V218H197ZM210 219H208V218ZM229 217V218H228ZM4 218V219H3ZM6 218V219H5ZM35 218V219H34ZM60 218V220L58 219ZM67 218V219H66ZM96 218V219H95ZM153 218V219H151ZM163 218V219H162ZM178 218H181L179 220H177ZM245 218V219H244ZM2 219V220H1ZM37 219V220H36ZM73 219V220H72ZM94 221H93V220ZM98 219V220H97ZM103 219V220H101ZM110 219V220H109ZM136 219V218H134ZM150 219V220H149ZM190 219V220H189ZM213 219V220H212ZM15 220V221H14ZM19 220V221H18ZM63 220V221H62ZM66 220V221H65ZM104 220L106 222H104ZM130 220V221H129ZM137 220V219H136ZM144 220V219H143ZM151 220H153V223H151ZM161 220H163L161 222ZM171 220H175L173 222H175L174 224L172 222H169ZM177 220V221H176ZM6 221V223H4ZM21 221V222H20ZM27 221V222H26ZM38 221V222H37ZM44 221V222H43ZM58 224H56L55 223ZM65 221V222H64ZM72 221V222H71ZM98 221H102L101 224L98 223ZM107 221H109L107 223ZM138 221V220H137ZM150 221V222H149ZM167 221V222H166ZM202 221V222H201ZM206 221V223H205ZM208 221V222H207ZM210 221L212 222L211 224V227H210ZM15 222V223H14ZM53 222V223H52ZM68 222V223H67ZM88 222V223H87ZM91 222H94V223H91ZM130 222H132L130 224ZM136 222V221H135ZM143 222V221H142ZM141 222V223H142ZM178 222V223H176ZM193 222V224L191 223ZM217 222V223H215ZM18 223V224H17ZM20 223V224H19ZM37 223V224H36ZM75 225H74V224ZM124 223V224H125ZM138 223V222H136ZM135 223V224H136ZM172 223V225H171ZM183 223V224H182ZM220 223V224H218ZM17 224V225H16ZM61 224V225H59ZM67 224V225H66ZM71 224V225H70ZM77 224V225H76ZM97 225L95 227H93L94 225ZM103 224V225H102ZM110 224V225H109ZM114 224V225H113ZM139 224V223H138ZM147 224V225H146ZM162 224V225H160ZM170 224V225H169ZM182 224V225H181ZM14 225V226H13ZM21 225V226H20ZM54 227H53V226ZM131 225V226H129ZM146 225V226H145ZM152 225H154L155 227H153ZM167 225V226H165ZM201 227H200V226ZM203 225V227H202ZM220 225V226H219ZM231 225V226H230ZM235 225V223H234ZM233 225V226H234ZM17 226V227H16ZM37 226V227H36ZM52 226V227H51ZM160 226V227H158ZM164 226V228H163ZM169 226V227H168ZM182 226V227H181ZM191 228H190V227ZM205 226H208V227H205ZM218 226V227H217ZM8 227L10 229H8ZM19 227V228H18ZM34 227V228H33ZM62 227V228H61ZM70 227V228H69ZM73 227V228H72ZM76 227V228H75ZM100 227L102 228L100 230ZM108 229V227L111 229H109L111 232H112V236L114 235V237H112L110 235V231L105 229V228ZM129 227H133L132 229H130ZM136 227V228H135ZM158 227V228H157ZM162 227V228H161ZM200 227V228H199ZM210 227V228H209ZM221 227V228H219ZM28 228V229H27ZM51 228V229H50ZM97 228V229H96ZM104 228V229H103ZM124 230H123V229ZM155 228V229H154ZM171 228V229H170ZM208 229L206 231V229ZM212 228V229H211ZM216 228V229H215ZM237 228V227H236ZM13 229V230H12ZM37 229V230H36ZM55 229V230H54ZM70 229V230H68ZM73 229H76L73 231ZM94 229V231H93ZM123 231H122V230ZM128 229V230H127ZM130 229V230H129ZM167 229V230H166ZM191 229V232L194 230L196 232V235L198 233V236L195 237V236H191L193 235L190 230ZM198 229V230H196ZM217 230V231H214ZM220 229V230H219ZM10 230V231H9ZM27 230V231H26ZM78 230V231H77ZM90 232H89V231ZM98 230V231H97ZM103 230V231H102ZM114 230V231H113ZM157 230V231H155ZM159 230V231H158ZM188 230V231H187ZM212 233H210L211 231ZM232 230V231H231ZM256 230V231H255ZM58 231V233H57ZM68 231V232H67ZM71 231V232H69ZM76 231V232H75ZM122 231V232H121ZM125 231V233H124ZM128 231V232H127ZM130 231V232H129ZM134 231V232H133ZM139 233H137V232ZM145 231V232H144ZM201 231V232H200ZM228 231V233H227ZM237 231V229H236ZM60 232V233H59ZM64 232V233H63ZM80 232V233H78ZM109 233L108 235H110L112 237V240L115 238V236L118 235L117 238H115L112 242H113V246L109 244L110 239L111 238L109 236H106L105 233ZM132 232V233H131ZM215 232V233H213ZM218 232V233H217ZM11 233V234H10ZM13 233V234H12ZM42 233V234H41ZM58 235H56V234ZM64 236H62V234ZM83 233V234H82ZM118 233V234H117ZM119 233H120V236H119ZM186 233V234H185ZM190 233V234H189ZM208 233V234H207ZM210 233V234H209ZM21 234V235H20ZM24 234V235H23ZM66 234V235H65ZM69 234H71V236H69ZM80 234V235H79ZM102 234V235H101ZM116 234V235H115ZM123 234H127L124 238H122V235ZM132 234V235H130ZM135 234V235H134ZM138 234V235H137ZM141 234V235H139ZM143 234V235H142ZM207 234V235H206ZM214 234V235H213ZM224 234L227 236H224ZM235 234V235H234ZM238 236H237V235ZM11 235V236H10ZM18 239H17V237ZM29 235V237H28ZM36 235V236H35ZM44 235V236H43ZM75 235V237H74ZM79 235V236H78ZM85 235V236H84ZM134 235V236H133ZM209 236L210 238L206 237V236ZM230 235H233L230 237ZM262 235V236H261ZM8 236V237H7ZM29 239H27V237ZM41 238H40V237ZM163 236V237H162ZM190 239H188V237ZM20 237V238H19ZM36 237V238H35ZM61 237V238H60ZM63 237V238H62ZM70 237V238H69ZM75 238V240L73 238ZM77 237V238H76ZM82 237V238H81ZM86 239H85V238ZM94 237V238H93ZM96 237H98L96 239ZM121 239H120V238ZM171 237V238H170ZM195 237V239L193 238ZM212 237V238H211ZM238 237V238H237ZM11 238V239H10ZM26 238V239H25ZM35 238V239H33ZM45 238V239H44ZM80 238L82 240H80ZM84 238V239H83ZM100 238V239H99ZM107 238L109 240H107ZM132 238L133 241L131 240ZM165 240H164V239ZM206 238V239H204ZM207 238H208V241H207ZM22 239V240H21ZM33 239V240H32ZM60 239V240H59ZM70 239V240H69ZM78 239V240H76ZM95 239V240H94ZM107 241H105V240ZM200 239V240H199ZM210 239V240H209ZM212 239V240H211ZM223 239V240H222ZM232 239V240H230ZM237 239H240L238 240L237 242ZM7 240H9L7 242ZM13 242H12V241ZM25 240V241H24ZM31 240V241H30ZM36 240V241H35ZM84 240V241H83ZM97 242H94L96 241ZM101 240V242L103 243V245L101 244V242L99 241ZM118 240V241H117ZM120 240V241H119ZM173 240V241H172ZM195 242H194V241ZM205 240V241H204ZM214 240V241H213ZM227 240V241H225ZM15 241V242H14ZM18 241V242H16ZM21 241V242H19ZM35 241V242H34ZM166 241V242H165ZM203 241V242H202ZM212 243H210V242ZM229 241L231 242H236L237 245L236 246H230V244H233L230 242L229 244ZM242 241V243H240ZM11 242V243H10ZM28 242H30L29 244L31 246H29ZM39 242V243H38ZM61 242V243H60ZM66 242V243H65ZM72 242V243H71ZM80 244V245H84V246H78L77 244ZM104 242L105 245H104ZM115 242H118L119 246L117 243ZM165 242V243H164ZM198 242V243H197ZM212 244V246H214L212 249H210V245L208 244ZM215 242V243H214ZM220 242V243H219ZM13 243V244H12ZM15 243V244H14ZM21 243V244H20ZM25 243V245L23 244ZM35 243L38 244V247L37 245H35ZM41 243V244H40ZM47 245H45V244ZM97 245H96V244ZM100 243V244H99ZM108 243V244H107ZM186 243V244H185ZM195 243V245L193 244ZM207 243V244H206ZM216 243L218 245H216ZM8 247H7V245ZM11 244V245H10ZM27 244V246H26ZM63 244V245H62ZM70 244H73V245H70ZM75 244V245H74ZM99 244V245H98ZM112 244V243H111ZM136 244V245H135ZM185 244V245H184ZM196 244H198V248L196 246ZM204 244V245H202ZM222 244V245H221ZM235 244V243H234ZM22 245V246H21ZM60 245V246H59ZM122 245V249L124 247L127 248V249H121L119 248L120 246ZM125 245V246H124ZM132 245V246H131ZM163 245V246H162ZM208 245V247H207ZM229 245V247H228ZM240 245V246H239ZM12 246H14L17 250L19 248V250L21 251L20 253H17V257H15L16 255L14 254V252L11 251V248ZM17 246V247H16ZM24 246V247H23ZM74 246V247H73ZM93 246H96L93 248ZM105 246V247H104ZM116 246V247H115ZM135 246V247H134ZM138 246V247H137ZM160 246V247H159ZM167 246V247H165ZM10 247V248H9ZM42 249H41V248ZM45 247H49L48 250L50 252H54V253H49V251L47 250V253L48 254H45L46 253V249ZM89 247V248H88ZM100 247V248H99ZM103 247V248H101ZM186 247V248H185ZM192 247V248H191ZM197 249H196V248ZM233 247V248H232ZM234 247H236V249H234ZM237 247H240V248H237ZM3 248V250H2ZM8 248V249H7ZM21 248V249H20ZM22 248H25V251L22 249ZM109 248V249H108ZM113 248V251H110L112 250ZM117 248V249H116ZM135 248V249H134ZM151 248V249H150ZM161 248V249H160ZM195 248V250H194ZM10 249V250H9ZM26 249H33L31 250V252H26ZM41 249V250H40ZM64 249V250H63ZM70 251H69V250ZM81 249V250H79ZM83 249V250H82ZM96 249V250H95ZM101 249V251L99 250ZM130 249V250H129ZM150 249V251H149ZM185 249V250H184ZM191 249V250H190ZM208 249V250H207ZM217 249V250H216ZM234 249V250H233ZM238 249H241L240 251H238ZM18 250V251H19ZM38 250V251H37ZM43 250V251H42ZM122 252H121V251ZM152 250V251H151ZM183 250V251H182ZM193 250V251H192ZM196 250H199V251H196ZM212 250V251H211ZM215 250V251H214ZM230 250V252H229ZM3 251H7V253L3 252ZM23 251V252H22ZM27 251H30V250H27ZM35 251V254L37 255L36 257L34 256L35 254L33 253ZM40 251V252H39ZM99 251L101 253H99ZM116 251H119L118 253ZM196 251V252H194ZM208 252V255H207V252ZM11 252V253H10ZM25 252V253H24ZM91 252V253H90ZM98 252V253H97ZM103 252V253H102ZM114 252H116L114 255L111 256V254H113ZM190 252V253H189ZM211 252V253H210ZM216 252V253H215ZM257 252V253H255ZM261 252V253H260ZM4 253V254H3ZM27 253V254H26ZM39 253V254H38ZM60 253V254H59ZM64 253V254H63ZM66 253V254H65ZM78 253V254H77ZM109 253V254H108ZM126 253V255L124 256V254ZM193 253V255L191 254ZM198 255H197V254ZM205 253V255H204ZM7 254V255H6ZM11 254V256H10ZM13 254V255H12ZM25 254V255H24ZM43 254V255H42ZM63 254V255H62ZM72 258H71V256ZM95 256H93V255ZM99 254V256L97 255ZM134 254V255H133ZM139 256H138V255ZM183 254V255H182ZM188 254V255H187ZM236 254V255H235ZM238 254H241V255H238ZM258 255V257L256 255ZM260 254V255H259ZM10 256L8 257L7 259V256ZM21 255H23L22 257H20ZM49 257H47V256ZM52 255V256H51ZM56 255V257L54 258V256ZM59 255V257H57ZM69 255V256H68ZM92 255V256H91ZM109 255V256H108ZM121 257L119 258L118 257ZM123 255V257H122ZM136 255L137 257H139L140 259L136 258ZM168 257H167V256ZM170 255V256H169ZM172 255V256H171ZM179 257H178V256ZM187 255V256H185ZM189 255H192V256H189ZM230 255V257H229ZM68 256V257H67ZM81 256V257H80ZM129 256V257H128ZM182 256H184L182 258ZM194 256V257H193ZM197 256L198 258L195 259ZM205 256V257H204ZM237 256H240V257H237ZM261 256V257H260ZM35 257V258H34ZM38 257V259H36ZM47 257V258H46ZM126 257V258H125ZM166 257V258H165ZM176 257V258H175ZM189 257V258H188ZM202 257V255L200 256V258ZM210 257V258H209ZM42 258V259H41ZM46 258V259H45ZM59 258V259H58ZM110 258V259H109ZM119 258V259H118ZM136 258V259H135ZM180 260H179V259ZM186 258V259H185ZM192 258V259H190ZM13 259V260H10ZM31 259V260H30ZM47 259H48V262H47ZM109 259V260H108ZM121 259V260H120ZM199 259V260H198ZM238 259V261H237ZM3 260V261H1ZM8 262H7V261ZM17 260V262H16ZM23 260V261H22ZM40 260V262L38 261ZM46 260V261H45ZM108 260V261H107ZM113 260V261H112ZM138 260V261H137ZM169 260V261H168ZM170 260H172L170 262ZM182 260V261H181ZM201 260V261H200ZM205 260V259H204ZM212 260V261H210ZM232 260V261H231ZM234 260V261H233ZM242 260V261H241ZM244 260V261H243ZM44 261V262H43ZM57 261V262H55ZM201 263H200V262ZM220 261V262H219ZM237 261V262H236ZM3 262V263H2ZM55 262V263H54ZM183 262V263H182ZM204 263V264H207V263ZM219 262V263H218ZM231 262V263H230Z\"/></svg>", "mask_w": 264, "mask_h": 264}]
</instances>
